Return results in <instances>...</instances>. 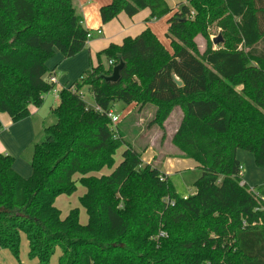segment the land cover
I'll use <instances>...</instances> for the list:
<instances>
[{"label": "trees", "instance_id": "16d2710c", "mask_svg": "<svg viewBox=\"0 0 264 264\" xmlns=\"http://www.w3.org/2000/svg\"><path fill=\"white\" fill-rule=\"evenodd\" d=\"M144 9L148 22L167 20L172 52L150 28L110 44L60 90L57 122L35 145L32 175L0 154V251L18 262L25 235L38 264L58 250V264H264V199L243 183L237 158L250 152L264 168V0H189L176 10L166 0H113L100 15L107 24ZM89 32L75 0H0V113L18 123L31 105L42 107L53 88L48 62L56 51L66 59L81 53ZM197 37L206 40L202 53ZM121 62L120 80L107 82ZM85 87L102 113L87 108ZM117 103L136 105V114L153 107L148 128L163 129L180 108L170 142L177 157L199 164L192 195L180 197L160 165L143 161L121 121L113 128L105 113ZM79 185L85 224L79 207L63 218L56 205Z\"/></svg>", "mask_w": 264, "mask_h": 264}, {"label": "crops", "instance_id": "0c3cea01", "mask_svg": "<svg viewBox=\"0 0 264 264\" xmlns=\"http://www.w3.org/2000/svg\"><path fill=\"white\" fill-rule=\"evenodd\" d=\"M112 1L113 0H77V1L75 0V6L77 8V11L83 17L84 25L86 26V28L92 32L93 39L88 41L85 49L81 53L76 55L75 57L66 59L62 56L60 52L56 51L55 56L52 58V60L48 62V68L50 70V73L55 72L57 75V79H58L57 89L58 90H61L64 87H68L74 84L75 83L74 80H77L76 76L79 73L81 68H83L81 70H87L90 67L92 68V66H96L97 65V55L100 52H102L105 48H107L110 44L112 43L121 44L126 37H129V36L136 37L137 35L136 36L132 35L133 33L131 30L135 27H139L140 24H141V27H143V30H145L146 28H151V30L156 34L157 24L152 25L151 24L152 22L147 21L148 18L150 17L149 10L144 11L145 12L144 15L140 18L135 17V16L131 18L125 14H121L116 20L122 22V24L125 23L126 25L124 26V28H121L120 30L114 29L115 31L111 29L110 32L105 30L106 24H103L102 22L101 15H100V9L106 5H109ZM187 3L188 2L186 0H181L177 2L176 5L174 6H171L170 4L168 5L171 8L176 10L180 8L181 5L187 4ZM107 27H111V26H107ZM165 29L167 31L168 26H165ZM97 30H101L102 34L98 35ZM95 36H98V37L102 36L100 41L104 40V42L102 43L100 47L97 46V42L96 43L94 42V40L96 39ZM163 44L165 45V43ZM166 48L171 52L169 47L166 46ZM104 61L106 60L104 59ZM93 102H94V99H93ZM58 105H59V98H57L53 94H48L45 96L44 104L42 107L37 108L31 105L29 107L31 116L18 123H13L11 118L7 114L0 113V121L3 125V130L0 132V154H9L13 156L14 159L20 158L22 153L25 152L27 148L32 146L33 143H35L36 145L37 144L36 140L38 136L40 137L41 134L44 133L45 128L55 124L56 117L52 114V112L55 108L58 107ZM129 108L132 109L129 115L138 111V108L136 107V105H131ZM146 110H148V108H146L144 112L140 114L137 113L136 116L137 117L141 116L143 113H145ZM123 118L124 116L121 115V120ZM145 148L146 149L143 153V161L145 163L150 164L157 157L158 153L155 150H153L150 146H146ZM175 149L176 151L179 152L177 148ZM120 151H123V149H121ZM244 152H245L244 150L237 151V158L240 161L247 158ZM179 153L175 155L167 154L166 156H163L162 161H157V162L155 161L156 162L155 165H160L163 172L169 178L171 176L170 175L171 172L179 174V173L185 172L186 170H190L192 168L194 170H196L197 168L200 169L199 164L193 159H184V158L177 157ZM120 155H121V152H120ZM116 159H117V156H116ZM14 168L16 169L17 172H20L16 166H14ZM257 169L255 168L254 173L256 175L260 174L261 177L264 176V170H262L264 168L258 167ZM104 172L106 173L108 171L105 170ZM23 175L26 176V174H23ZM254 178L255 177H250V178L248 177V181L250 183H248L244 179H243V182L247 184L248 186H251L254 188L255 186H260L261 184H263L259 181H256ZM83 193H84V189L82 188L81 195ZM63 197L64 195L58 197L56 200V205L61 211V216L63 218L66 217L71 209L75 207H79L81 222L85 224L87 222V214H86V217L83 216L85 209L80 207L79 200L77 204H73L67 207L65 213L63 214V211L61 210V205L63 202H60L61 199H63ZM27 252H29V243H28ZM0 253L5 255V253L7 252H5V250H2L0 251ZM2 254H0V263L3 258ZM34 261L38 264L37 260H34Z\"/></svg>", "mask_w": 264, "mask_h": 264}, {"label": "rangeland", "instance_id": "374dc122", "mask_svg": "<svg viewBox=\"0 0 264 264\" xmlns=\"http://www.w3.org/2000/svg\"><path fill=\"white\" fill-rule=\"evenodd\" d=\"M166 1L171 6H174L176 5L177 2L181 0H166ZM186 1L189 2V0H186ZM146 10L147 9L142 10L135 17H138V18L142 17L145 13L144 11ZM151 22H152L151 23L152 25L157 24L156 34L161 39V41H163V43H165V45L170 48L172 52L171 40L167 35L168 30L166 31L165 29V26H168L167 20L163 18L161 20H158V21L153 20ZM125 25H126L125 23L122 24V22L115 19L106 24L105 30L109 32L111 31V29H113V31H115L114 29L120 30L121 28H124ZM107 26H111V27H107ZM142 30H143V27H141V24H140L139 27H135L131 30L133 33L132 35L136 36L139 33H141ZM220 32H221L220 27L217 24H214L209 29V34L212 40L218 37L220 35ZM101 37L102 36L100 37L95 36L96 39L94 40L95 43L97 42V46L99 47L104 42V40L100 41ZM196 43L198 44L199 50L202 53L203 50H205L206 48V40L203 37H197ZM81 69L76 76L77 80H74L75 82H77L81 76H85L86 73H89L91 71V67L87 70H81ZM82 94L84 96V100L86 104L92 106L94 102H93V96L91 92L89 91V88L85 87L82 90ZM129 107L130 106H127L123 103H117L114 109L118 115L124 116V118L121 120L119 125L121 128V131L123 132L125 136L126 142L131 144L137 151L142 152V153H144L145 151L144 148L146 146H150L153 150H155L158 154H157V157L152 161L153 164H156L157 161H162L163 156H166L167 154L175 155L179 153L178 151H176V149L170 142V138L174 134V131L177 128V125L181 117L180 115L181 110L179 108H177L172 113L171 118L164 123V128L162 129L156 125L151 128H148L149 124H151V122L154 119L153 107H148V110H146L145 113H143L141 116H138V117L136 116V112L129 115V113H131L132 111V109ZM56 122H57V119H56ZM164 135H165V140L163 139ZM44 137H45V131L43 134H41L40 137L38 136L36 140L37 143L41 142L44 139ZM34 149H35V143H33L32 146H30L29 148H27V150L22 153L20 158H15L14 160V166H16L18 170L20 171L18 173L25 178H29L32 175L31 160L33 158ZM120 152L117 154V159H116L117 161L121 160ZM244 153L246 154L247 158L241 160L243 164V179L247 181L248 183H250L248 181V177L249 178L255 177L254 179L256 181L263 183L260 186H255V188L259 192L261 198L264 199V176L261 177L260 174L256 175L254 173L255 168L256 169L258 168L254 155L246 151ZM23 174H26V176H24ZM170 175H171L170 179L175 185L178 195L180 197H184L186 195L189 196L194 193L195 190L193 188V183H195V181H197V179L201 176V170L199 168H197L196 170L192 168L190 170H186L185 172L179 173V174L171 172ZM251 188H254V187H251ZM81 193H82V186L79 185L78 189L76 190L74 194H72L71 196L64 195L63 199H61L60 201V202H63L61 205V210L63 211V214L65 213L67 207L78 203L79 196L81 195ZM83 216L86 217L85 211H84ZM27 251H28V242L26 241V236L23 235L22 243H21L20 262H18L13 257V255L10 252H8V250H5V252H7L5 253V255L0 253L3 255L1 263H4V264H37L34 260H29ZM59 252L60 251L58 250L57 253L54 255V257L51 259L50 264H58Z\"/></svg>", "mask_w": 264, "mask_h": 264}, {"label": "built area", "instance_id": "2783aa9c", "mask_svg": "<svg viewBox=\"0 0 264 264\" xmlns=\"http://www.w3.org/2000/svg\"><path fill=\"white\" fill-rule=\"evenodd\" d=\"M191 16L192 17L194 16V12H191ZM97 34L98 35H101L102 34V31L101 30H97ZM87 38H88V41H90L91 39H93V34H92L91 31L88 33ZM112 64L113 63L110 62V65H112ZM47 79H48L49 84H51L53 86L52 90L48 94H53L57 98H60V90L57 89L58 79H57L56 73L55 72L50 73V75L48 76ZM82 97L84 98L83 94H82ZM87 108L92 109V110H95V112L102 113V110L98 106H96L95 103L92 106L87 104ZM105 114L111 120L112 126L115 129L116 126H117V124L121 121V116L118 115L115 112L114 109H110ZM186 198L187 197H185V199Z\"/></svg>", "mask_w": 264, "mask_h": 264}, {"label": "water", "instance_id": "95a60500", "mask_svg": "<svg viewBox=\"0 0 264 264\" xmlns=\"http://www.w3.org/2000/svg\"><path fill=\"white\" fill-rule=\"evenodd\" d=\"M223 42V38L219 35L218 37L213 39V43L215 45H218L219 43ZM125 64L123 62H121L119 65L115 66L112 72V75L109 77H106L105 80L107 82H112V83H116L120 80L121 77V71L124 69ZM175 82L177 83L178 86H182L183 83L175 78Z\"/></svg>", "mask_w": 264, "mask_h": 264}]
</instances>
